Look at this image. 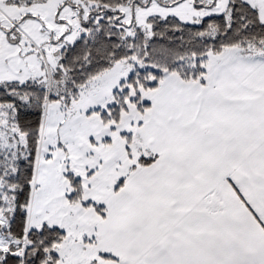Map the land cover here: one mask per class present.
<instances>
[{
	"label": "snow or ice",
	"instance_id": "1",
	"mask_svg": "<svg viewBox=\"0 0 264 264\" xmlns=\"http://www.w3.org/2000/svg\"><path fill=\"white\" fill-rule=\"evenodd\" d=\"M0 264H264V0H0Z\"/></svg>",
	"mask_w": 264,
	"mask_h": 264
}]
</instances>
